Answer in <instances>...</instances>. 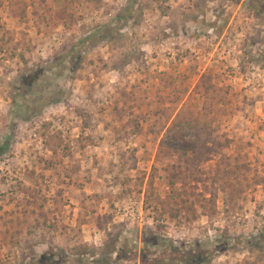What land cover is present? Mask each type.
I'll list each match as a JSON object with an SVG mask.
<instances>
[{
  "label": "rangeland",
  "instance_id": "374dc122",
  "mask_svg": "<svg viewBox=\"0 0 264 264\" xmlns=\"http://www.w3.org/2000/svg\"><path fill=\"white\" fill-rule=\"evenodd\" d=\"M182 250L264 264V1L0 0V264Z\"/></svg>",
  "mask_w": 264,
  "mask_h": 264
},
{
  "label": "trees",
  "instance_id": "16d2710c",
  "mask_svg": "<svg viewBox=\"0 0 264 264\" xmlns=\"http://www.w3.org/2000/svg\"><path fill=\"white\" fill-rule=\"evenodd\" d=\"M60 13L62 15H66L67 14L66 8H63ZM73 51H75V50L74 49L71 50L70 53L73 52ZM61 62L63 63V59H61ZM66 67H67L66 65L63 66V68H65V69H66ZM189 122H190V120L188 121V124L190 126H193V124H190ZM181 125L184 126V124H181ZM199 137H200V135L198 134V139H196L195 141H190V140L186 141L185 144H184L185 151L191 150V151L194 152V151H196V149H201L202 152H203V148L206 147L207 144H206V142L204 140H201V138H199ZM5 140H6L5 145H7L9 143V138L7 137ZM175 185H176V182L172 181L171 182V186H172V190L174 191V193H175V190H176L175 189ZM175 197H177V196L174 195V197L172 199L175 200ZM178 197L180 198L181 196L178 195ZM176 203H179L185 209V211L188 214L191 213L192 211H195V209L192 207L194 205V202L189 200V199H187V198L181 197L180 202L176 201ZM179 252L181 253L182 257L183 256L185 257L184 259L189 257V260H188L189 264H193L195 262V257L197 258V256L191 255V252H189L187 250H182V251H179Z\"/></svg>",
  "mask_w": 264,
  "mask_h": 264
}]
</instances>
